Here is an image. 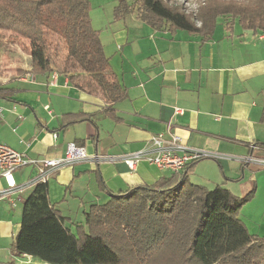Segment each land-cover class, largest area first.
Segmentation results:
<instances>
[{"label": "crops", "instance_id": "1", "mask_svg": "<svg viewBox=\"0 0 264 264\" xmlns=\"http://www.w3.org/2000/svg\"><path fill=\"white\" fill-rule=\"evenodd\" d=\"M110 23L105 95L79 90L68 75L20 68L24 74L2 86L8 92L0 98V143L34 160L64 157L71 143L85 149L86 161L52 171L48 181L51 204L75 225L94 205L175 177L146 162H126L147 151L153 136L170 131L187 147L217 156L187 169L191 184L223 187L238 197L255 191L240 219L264 238V169L247 162L264 159V32L221 18L203 42L186 31L156 30L136 15L128 24ZM36 176L34 166L17 170V190L0 198V264H44L13 252Z\"/></svg>", "mask_w": 264, "mask_h": 264}, {"label": "trees", "instance_id": "2", "mask_svg": "<svg viewBox=\"0 0 264 264\" xmlns=\"http://www.w3.org/2000/svg\"><path fill=\"white\" fill-rule=\"evenodd\" d=\"M134 15L156 30L186 31L203 42L221 18L264 32V0H202L193 13L169 0H118L116 20L128 24ZM1 32L30 56L33 74L68 75L89 95L109 89V60L89 0H0ZM7 92L0 84V98ZM254 193L210 191L184 173L130 188L90 207L84 223L71 225L51 204L49 185L37 184L24 202L13 252L44 264H261L264 238L252 235L240 219Z\"/></svg>", "mask_w": 264, "mask_h": 264}, {"label": "built area", "instance_id": "3", "mask_svg": "<svg viewBox=\"0 0 264 264\" xmlns=\"http://www.w3.org/2000/svg\"><path fill=\"white\" fill-rule=\"evenodd\" d=\"M54 75L56 77L57 74L54 73ZM46 109L49 110V107ZM176 113L183 114V111L176 110ZM1 114L2 110L0 109ZM57 138L58 136L54 135V139ZM87 158L85 149L75 143L68 145L64 157L40 160L29 159L25 154L0 143V179H5L8 184V189L0 191V198L7 197L17 190L14 173L19 169L34 166L37 169V176L33 183L48 184L49 174L52 171L84 162ZM210 158H217V156L187 147L180 137L168 131L167 135L153 136L147 151L131 155L126 162L132 166L139 162H146L161 171L179 176L186 173L187 169L194 163ZM247 162L264 169V159L250 158Z\"/></svg>", "mask_w": 264, "mask_h": 264}, {"label": "rangeland", "instance_id": "4", "mask_svg": "<svg viewBox=\"0 0 264 264\" xmlns=\"http://www.w3.org/2000/svg\"><path fill=\"white\" fill-rule=\"evenodd\" d=\"M133 0H128L129 4ZM172 3L183 5L188 13L196 12L202 0H169ZM230 1V0H226ZM243 1V0H235ZM118 4V0H89V14L92 20L93 28L100 33L102 43L106 44L111 35L109 31V26L111 25V20L119 21L114 18V11ZM224 20H220L221 24ZM11 34L0 33V84L12 81L20 76L19 71L22 69L31 68L30 56L26 54L21 48L11 40ZM22 68V69H20ZM24 72V71H23ZM32 73V72H31ZM22 73L21 75H23ZM57 74V73H56ZM250 190L243 191L241 196L248 194ZM243 194V195H242ZM263 199V196L262 198ZM264 202V201H262ZM247 205V204H246ZM245 205V206H246ZM244 206V207H245ZM243 207V208H244ZM242 208V209H243ZM248 210H251V206H248ZM242 211V210H241ZM22 212V207L16 209V213L19 215ZM241 215V212H240ZM17 217V216H16ZM15 264H36L33 262L22 263L18 261ZM261 264H264L262 260Z\"/></svg>", "mask_w": 264, "mask_h": 264}]
</instances>
